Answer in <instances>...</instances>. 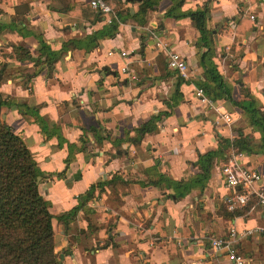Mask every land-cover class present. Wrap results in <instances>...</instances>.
<instances>
[{"label":"crops","instance_id":"1","mask_svg":"<svg viewBox=\"0 0 264 264\" xmlns=\"http://www.w3.org/2000/svg\"><path fill=\"white\" fill-rule=\"evenodd\" d=\"M106 1L119 24L113 37L106 36L113 23L90 0H0V23L6 26L2 62L5 54L16 57L13 47L21 45L39 58V38L62 53L52 74L45 65L31 83L19 72L34 74L35 63L8 59L15 76L1 91L11 100L7 123L43 173L39 189L56 216V252L63 264H231L226 253H215L212 240L228 238L233 229L235 249L247 264H264V236L250 234L264 228V207L255 199L230 211L232 191L222 174L233 150L239 152L233 142L244 134L256 153L244 152L241 162L261 174L257 187L264 191L261 134L238 107L206 96L211 106L198 96V83L205 80L200 59L208 49L199 48L195 22L169 16L172 0L145 8V25L135 18L146 0ZM206 6L214 62L233 99L250 96L264 111V0H186L176 15ZM97 38L93 48L90 39ZM159 42L187 60L190 80L169 69ZM217 109L231 113L235 123L228 126ZM157 117L156 133L141 144L125 143L129 133L135 137V130ZM94 131L108 140L101 144ZM117 152L122 154L114 158ZM210 152L223 155L206 176L200 159ZM115 176L121 181H112ZM161 176L186 186L177 191ZM110 181L67 223L58 220L79 207L92 186ZM155 182L158 187L149 185Z\"/></svg>","mask_w":264,"mask_h":264},{"label":"trees","instance_id":"2","mask_svg":"<svg viewBox=\"0 0 264 264\" xmlns=\"http://www.w3.org/2000/svg\"><path fill=\"white\" fill-rule=\"evenodd\" d=\"M172 1L174 6L168 15L175 16L178 19H192L201 35L198 42L199 48L208 49L207 53L201 55L200 65L205 72V80L198 83V86L204 90L209 99L213 101L225 100L243 112L250 126L261 134L260 144L262 147L260 148L258 144L257 151L261 150V153H264V111L261 105L255 98L250 96L248 101L236 102L233 99L231 86L225 82L214 62L213 33L208 30L210 9L206 6L176 15L177 12L181 11L186 0ZM159 2L160 0H146L143 3L135 18L139 25H145L146 23L144 21L145 8L155 9ZM118 25L117 22H114L113 26L106 30V36H115L119 31ZM5 28L6 26L0 23V34ZM98 38L90 39V41L93 40V48L99 45ZM39 40L41 41V48L38 50L40 57L37 59H34L29 48L25 45L13 47L16 57L5 54L3 55L5 59L3 62L0 57V264H63L62 256L56 252L53 225L56 216L52 212L51 203L43 197L39 189L38 179L42 177L43 173L27 144L4 119L5 110L11 106V100L2 93L1 86L6 80L15 76L11 71V65L7 62L8 59H15L19 63H35L38 70L34 74H28L24 70L19 72L21 77L26 78V83H31L30 78L33 75L37 76L45 65L48 66L49 72L52 74L53 67L62 57V53L55 54L42 41V38H39ZM76 46H78V43ZM27 112L24 113V117L27 122H30L31 120L28 118L30 112L28 114ZM160 120V117L152 118L135 130L136 136L133 138L130 137L129 133L125 143L141 144L146 135L158 131ZM94 134H96L97 140L101 144L104 140H108V137L104 136L102 132L94 131ZM81 142L82 151H85V139H82ZM233 146L242 153H256L252 141L244 134L233 142ZM71 150H74V147H71ZM222 153L210 152L200 159L205 166L204 173L206 176L210 174L215 159L221 157ZM68 162H71V158ZM119 180L120 178L115 176L112 181L118 182ZM160 180H164L169 187H173L177 191L184 189L186 186L183 182L175 183L165 180L163 176L160 177ZM112 181L92 186L88 192L80 197L79 207L75 208L69 215L58 217V220L67 223V217L73 218L79 210H82L95 197L96 190L105 191L112 185ZM149 185L158 187L159 183L155 182ZM178 194L180 197L185 196L180 192Z\"/></svg>","mask_w":264,"mask_h":264},{"label":"built area","instance_id":"3","mask_svg":"<svg viewBox=\"0 0 264 264\" xmlns=\"http://www.w3.org/2000/svg\"><path fill=\"white\" fill-rule=\"evenodd\" d=\"M90 6L100 12L101 15L106 18L108 24L113 23L116 16L114 10L106 0H90ZM157 47L166 51L167 63L170 70L179 73L180 76L186 80L191 79V67L181 54L171 51L167 46L162 45L160 42L157 44ZM123 55L125 56L126 54ZM123 72L127 73V69L124 68ZM197 94L203 102L213 106L212 102L206 97L203 89L197 90ZM217 112L219 113L221 120H223L228 126H232L235 123L231 113L223 112L220 109H217ZM243 157V153L233 150L232 154L222 166L225 185L232 191V195L228 201V209L233 212L239 208L248 206V204L255 199L264 207V191L257 187L262 181V176L257 170L243 165L241 162ZM253 233H258L264 236V228H257L254 232H250V234ZM237 240V230L233 229L228 238L213 239L212 247L216 254L226 253L228 261L231 264H247L245 258L235 249Z\"/></svg>","mask_w":264,"mask_h":264},{"label":"water","instance_id":"4","mask_svg":"<svg viewBox=\"0 0 264 264\" xmlns=\"http://www.w3.org/2000/svg\"><path fill=\"white\" fill-rule=\"evenodd\" d=\"M5 119V117H4ZM122 154V152H117V154L114 156V158H116V156H120ZM41 182V177L38 179V183Z\"/></svg>","mask_w":264,"mask_h":264}]
</instances>
